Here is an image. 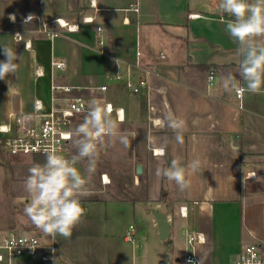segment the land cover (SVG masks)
<instances>
[{"label": "crops", "instance_id": "0c3cea01", "mask_svg": "<svg viewBox=\"0 0 264 264\" xmlns=\"http://www.w3.org/2000/svg\"><path fill=\"white\" fill-rule=\"evenodd\" d=\"M91 1L0 0V47L10 46L19 55L16 75L0 80V127L13 125L16 116L46 114L75 97L110 103L124 111L123 122L112 119L128 147L114 140L101 150L112 158L121 146L127 169L135 170V193L110 194L105 185L87 190L81 197L86 214L72 236L46 234L45 243L57 245V264H184L188 236L199 235L200 264H232L244 246L264 243V87L258 93L244 91L241 100L224 87L229 73L246 87L239 76L238 45L221 22L231 17L222 13L220 0H95V8ZM135 6L137 13L131 10ZM85 18L94 23L83 24ZM58 19L79 25V31L53 25L62 36L40 33L43 23ZM55 62L64 66L56 68ZM139 80L147 87L134 95L127 82ZM167 115L185 122L182 145L167 127ZM72 149L71 144L70 155ZM6 156L0 146V166L10 163ZM177 156L185 166L200 161L199 171L186 169L191 184L183 191L156 174ZM14 157L13 166L34 164L30 157ZM28 159L31 164L21 165ZM95 193L102 196L90 198ZM163 203L170 225L166 242L150 218ZM116 205L122 208L114 215ZM1 209L7 211L5 205ZM123 215L127 221L120 228L117 220ZM14 218L0 215V244L25 230Z\"/></svg>", "mask_w": 264, "mask_h": 264}, {"label": "clouds", "instance_id": "9594fccd", "mask_svg": "<svg viewBox=\"0 0 264 264\" xmlns=\"http://www.w3.org/2000/svg\"><path fill=\"white\" fill-rule=\"evenodd\" d=\"M219 8L231 17L221 22L225 32L238 45L239 76L246 85H240L229 73L223 78L224 87L240 94L244 91L258 93L264 87V0H220ZM0 50L5 57L0 61V80H5L9 75H16L19 55L10 46L0 47ZM166 122L175 133L176 142L182 145L185 122L172 115L166 116ZM196 122L193 120L194 125ZM68 137L75 148L70 158L50 151L42 164L34 163L28 169L24 187L31 199L23 210L42 233L66 239L72 236L86 214L81 197L87 195L86 186L96 171L100 148L114 140L128 147L127 136L118 132L110 108L95 101L88 105L83 122L72 129ZM82 161H86L83 172L76 167ZM199 168L198 159L185 166L182 157L177 156L167 168H158L156 174L175 182L183 191L191 184L186 178V169L195 173Z\"/></svg>", "mask_w": 264, "mask_h": 264}, {"label": "built area", "instance_id": "2783aa9c", "mask_svg": "<svg viewBox=\"0 0 264 264\" xmlns=\"http://www.w3.org/2000/svg\"><path fill=\"white\" fill-rule=\"evenodd\" d=\"M42 2H40V5ZM91 7L95 8V0L91 1ZM131 10L138 12V7H131ZM10 19L14 22L13 15ZM29 21V18L26 19ZM92 18L83 19V24H93ZM57 26L60 30H65L68 33H76L79 31V25H72L63 20H56L52 23H43L40 33L49 37L50 39L62 36V32L52 28ZM98 28V32H101ZM18 41H22L21 35L17 36ZM99 46L103 45V41L98 42ZM137 56H140L137 53ZM161 59L164 56L161 55ZM56 68H62L63 63H53ZM116 79L120 80L121 76L116 75ZM210 84L214 81V76L209 77ZM147 87L146 80H139L138 82L128 81L127 88L129 91L138 95ZM65 92H70V88H65ZM102 93L107 91V87L100 88ZM244 93V92H243ZM242 94L237 93V98L242 99ZM90 102L83 97H75L69 101L65 106L52 108L46 114L35 115H20L16 116L13 125L0 127V141L3 151L10 156L16 157H44L50 151H55L65 157H71L70 147L72 144L68 133L77 125L83 122L84 116L88 110ZM103 106H108L111 110V117L115 116L117 122L124 121V111L115 108L110 103H104ZM41 106H36V111L40 112ZM104 184H109V180L105 176L102 177ZM185 208L181 209V214L184 213ZM132 229V227H131ZM126 239L133 241L132 235L127 234ZM203 242L199 235L188 236L186 240L187 252L184 256V264H200L196 254V244ZM59 260L58 247L54 241L45 243L40 237L27 236L12 233L8 235L0 244V262L7 261V264H25L26 261L32 264H57ZM159 264H166L162 261ZM232 264H264V243L249 244L242 248L237 259Z\"/></svg>", "mask_w": 264, "mask_h": 264}, {"label": "rangeland", "instance_id": "374dc122", "mask_svg": "<svg viewBox=\"0 0 264 264\" xmlns=\"http://www.w3.org/2000/svg\"><path fill=\"white\" fill-rule=\"evenodd\" d=\"M117 141V140H116ZM118 143V142H117ZM109 143H106L105 146H108ZM103 146V147H105ZM121 146H117L115 148V152L113 153L112 158L109 156H104V153L102 152L100 148V156L99 160L97 162L96 171L91 177L89 178L88 184H87V190H98L99 187H105L107 188L108 193L110 194H119L122 190L121 188H125L126 190L135 193L136 189L133 187V177L135 175V170L133 169H127L128 165V156L127 153L121 152ZM75 153V148L71 150V155ZM7 157V156H6ZM29 158V157H28ZM9 164L5 163V165L0 166V215L5 213L10 215V218L18 221V223H22V226L25 227V230L18 232L21 235H27V236H34L38 237L39 232H41L40 229L33 226L32 222L29 220V218L24 214V208L27 203L30 202V195L26 192L24 187V181L27 178L28 175V167H18L13 166V159L15 157H7ZM11 164V166H10ZM29 165L31 164L30 159L25 161V163H21V165ZM78 165V166H77ZM76 165L77 168H79L82 172L84 171V168L86 166V161H82ZM104 172L106 175L109 176L111 182L108 185L104 184L102 182V173ZM115 179H114V177ZM167 186V184H165ZM165 185L163 187V190H165ZM141 190H144V185L141 186ZM139 190L140 194H143L144 191L141 192ZM170 190H172L170 188ZM138 192V191H137ZM99 194V193H98ZM97 193L89 195L90 198L96 197V196H102V193L98 195ZM104 194V193H103ZM165 195V194H164ZM85 196H88L85 195ZM144 196V195H143ZM142 196V197H143ZM3 205L6 206L7 211L3 212L1 209ZM105 209V207H102ZM121 208L119 205H116L113 207L112 211L113 214L116 215L121 211ZM10 209L12 211H10ZM10 212V213H9ZM154 216V213L152 212V216ZM127 219L123 216L118 218L117 224L120 228H122L125 224ZM46 234L43 235V242H46ZM46 240V241H45ZM171 242V241H170Z\"/></svg>", "mask_w": 264, "mask_h": 264}, {"label": "water", "instance_id": "95a60500", "mask_svg": "<svg viewBox=\"0 0 264 264\" xmlns=\"http://www.w3.org/2000/svg\"><path fill=\"white\" fill-rule=\"evenodd\" d=\"M138 173H141L140 167L138 168ZM165 190H167V186L165 185ZM167 204L163 203L159 211L154 212V218L157 222L158 230H159V239L162 242H166L170 237V225L167 218Z\"/></svg>", "mask_w": 264, "mask_h": 264}, {"label": "trees", "instance_id": "16d2710c", "mask_svg": "<svg viewBox=\"0 0 264 264\" xmlns=\"http://www.w3.org/2000/svg\"><path fill=\"white\" fill-rule=\"evenodd\" d=\"M0 146H1V141H0ZM44 160H45V158L44 157H40V156H34V157H32V162L33 163H40V164H42L43 162H44ZM121 192L122 193H125L126 192V190H125V188H121ZM162 201H164V199L162 200Z\"/></svg>", "mask_w": 264, "mask_h": 264}]
</instances>
